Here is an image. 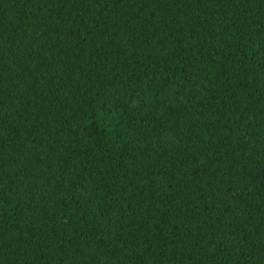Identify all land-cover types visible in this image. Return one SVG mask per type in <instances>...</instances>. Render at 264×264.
<instances>
[{
	"label": "trees",
	"instance_id": "trees-1",
	"mask_svg": "<svg viewBox=\"0 0 264 264\" xmlns=\"http://www.w3.org/2000/svg\"><path fill=\"white\" fill-rule=\"evenodd\" d=\"M0 264H264V0H0Z\"/></svg>",
	"mask_w": 264,
	"mask_h": 264
}]
</instances>
